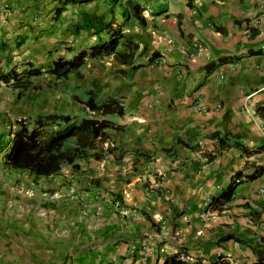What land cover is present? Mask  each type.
Returning <instances> with one entry per match:
<instances>
[{
    "label": "crops",
    "instance_id": "obj_1",
    "mask_svg": "<svg viewBox=\"0 0 264 264\" xmlns=\"http://www.w3.org/2000/svg\"><path fill=\"white\" fill-rule=\"evenodd\" d=\"M134 1L144 25L108 0L91 3L104 2L100 10L67 5L57 21V0H0L5 49L41 40V18L54 24L64 15L70 20L51 41L77 44L66 58L106 40L94 27L111 19L137 46L130 64L88 61H99L84 77L88 91L119 99L125 114L111 118L123 129L108 131L101 154L79 160L78 170L64 166L44 178L42 197L23 201L19 188L0 203V264H163L178 251L203 264L218 255L251 264V250L220 238L264 244V175L241 183L230 208L203 217L234 172L264 165V119L256 112L264 106V0ZM235 142L262 150L247 155Z\"/></svg>",
    "mask_w": 264,
    "mask_h": 264
},
{
    "label": "trees",
    "instance_id": "obj_2",
    "mask_svg": "<svg viewBox=\"0 0 264 264\" xmlns=\"http://www.w3.org/2000/svg\"><path fill=\"white\" fill-rule=\"evenodd\" d=\"M58 7L55 8L54 17L58 19L66 10L67 5L86 6L103 0H57ZM111 6L123 7L126 18L135 20L144 25L145 19L142 15L143 8L134 0H108ZM193 0H188L191 5ZM122 11V12H123ZM91 21V18H90ZM87 22V21H86ZM113 20L95 26L94 32L99 35L105 32L108 38L104 41L83 48L66 58L59 55L48 68L34 66L29 62L24 64L20 74L16 70L4 73L0 71V82L8 84L13 80L12 86L21 93L31 87L32 79L38 78L43 73L51 75L58 81L69 79L72 75H80V69L88 61L110 58L119 64H130L137 51V46L131 40L126 39L121 26L112 27ZM86 27H90V23ZM24 41L15 43L19 49ZM119 46H123L128 52H120ZM0 50H5L0 46ZM71 51V50H70ZM151 59L148 60L150 62ZM140 66H134L138 69ZM122 73L121 70H117ZM76 96L83 108V114H59L51 113L38 115L32 123L19 119L15 122V128L7 135L1 136V152L3 154V165L16 172H25L34 180L47 179L60 174L64 166L78 170L77 162L88 156L98 157L101 150L99 145L104 142L107 132L110 130L120 131L122 126L116 124L111 117L121 118L124 116V107L119 99L108 98L99 100L93 90L80 89ZM20 95V94H19ZM257 114L264 119V106L257 107ZM237 148L247 155L259 153L262 147L248 149L235 142ZM264 175V165L256 167L252 173L243 174L241 171L233 173L229 184L210 197L206 211L222 213L231 207L234 201L236 188L245 182H253ZM221 243L233 241L239 243L254 255L251 264H264V244L251 246L246 241L237 238L233 234L226 235L219 240ZM163 264H203L202 260L190 261L182 251H178L165 257ZM208 264H229L226 258L218 255L211 259Z\"/></svg>",
    "mask_w": 264,
    "mask_h": 264
},
{
    "label": "rangeland",
    "instance_id": "obj_3",
    "mask_svg": "<svg viewBox=\"0 0 264 264\" xmlns=\"http://www.w3.org/2000/svg\"><path fill=\"white\" fill-rule=\"evenodd\" d=\"M97 5L93 7V4H91L90 8L100 10L105 7L104 2ZM84 12L86 11L84 10ZM63 18L65 19L54 24H51V22L57 21L55 17L54 20L41 18L40 22L46 24L45 28H47L46 31H43L45 37L41 40L27 43L19 49H16L14 45H5L6 49L0 51V71L6 73L16 70L19 75L26 62L34 66L48 68L52 66L53 61L59 55L69 56L65 51L72 48L71 45H77L75 42L68 43L69 47L64 49L60 45L57 47L51 41V35L54 33L52 30L63 28V25L70 20V15H64ZM60 51L62 54H58ZM98 62H88L79 76L72 75L64 81H58L51 75L43 73L40 77L32 79L31 87L28 90L21 91V93H18L19 91L12 86L13 80L8 84L0 82V148L2 146L1 136L6 135V139L7 135L14 130L15 122L19 119L32 123L38 115L51 113L83 114V108L76 96H79L80 89L88 90L90 88V85L83 80L84 77L95 75ZM99 65L109 67V63ZM3 154L0 151V203L5 201L6 198L8 201L15 199L13 195L16 194L19 188H22L18 194L22 196L23 201L38 199L42 197L43 193L48 192L47 180L40 179L36 181L26 173L6 168L3 165ZM147 231L150 233L149 230Z\"/></svg>",
    "mask_w": 264,
    "mask_h": 264
},
{
    "label": "built area",
    "instance_id": "obj_4",
    "mask_svg": "<svg viewBox=\"0 0 264 264\" xmlns=\"http://www.w3.org/2000/svg\"><path fill=\"white\" fill-rule=\"evenodd\" d=\"M156 103H157V101L154 100L152 104H149V105H148V107H149V108H153V107H154L153 105L156 104ZM196 109H197V110H201V107H200L199 104H197ZM113 204L115 205L116 208H119V207H120V202H119V200H116ZM208 216H209V213L206 211V212L203 214V217L207 218ZM144 237H147V234H144ZM146 256H147V254H145V257H146Z\"/></svg>",
    "mask_w": 264,
    "mask_h": 264
}]
</instances>
